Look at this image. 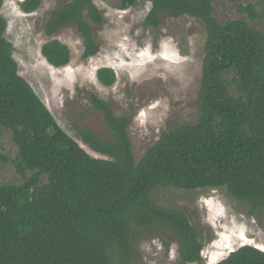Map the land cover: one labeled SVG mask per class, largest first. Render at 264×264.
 <instances>
[{"label": "trees", "instance_id": "obj_1", "mask_svg": "<svg viewBox=\"0 0 264 264\" xmlns=\"http://www.w3.org/2000/svg\"><path fill=\"white\" fill-rule=\"evenodd\" d=\"M140 2L150 4L145 28L158 29L162 15L188 17L203 24L206 38L197 122L162 132L138 161L127 132L131 116H116L94 94L90 103L103 115L110 138L88 130L78 135L102 158L59 127L19 76L0 14V165L10 162L21 179L0 183V264H133L132 228L166 229L174 236L178 264H204L211 238L182 209L156 203L158 189H225L250 215L264 212V33L246 21L263 15L255 5H239L236 12L246 19L220 23L213 0H119L120 9ZM40 5L24 0L20 9L32 14ZM103 22L94 0L55 8L43 26L50 40L41 46L42 58L55 69L69 64V48L52 38L64 27L81 38L82 61L96 56V29ZM96 80L105 88L117 81L106 67L96 71ZM5 132L16 147L13 160L1 146ZM216 264H264V251L243 245Z\"/></svg>", "mask_w": 264, "mask_h": 264}, {"label": "rangeland", "instance_id": "obj_2", "mask_svg": "<svg viewBox=\"0 0 264 264\" xmlns=\"http://www.w3.org/2000/svg\"><path fill=\"white\" fill-rule=\"evenodd\" d=\"M22 1L4 0L0 12L7 21L6 38L13 45L19 76L32 87L59 127L89 155L102 158L81 142L79 130L110 138L103 115L90 103V94L106 101L116 116H131L127 132L137 161L162 132L197 122L206 38L202 23L162 15L158 29L145 28L149 3L122 10L119 0H94L104 16L96 29L99 53L82 61L83 45L76 30L61 28L52 38L69 48L71 60L55 69L40 53L41 46L50 40L43 26L52 10L71 0H40L39 9L32 14L21 11ZM239 5H255L263 16L250 21L236 12ZM263 5V0H213L214 17L220 23L244 18L264 33ZM105 67L112 69L117 79L110 88L96 80V71ZM1 146L13 160L16 147L9 132L3 134ZM0 183H21L10 162L0 165ZM153 199L159 205L182 209L191 224L204 232V238H211L202 252L204 264H216L243 245L264 251V212L250 215L249 207L230 198L225 189H158ZM132 233L136 250L133 264H178L172 233L161 228H132Z\"/></svg>", "mask_w": 264, "mask_h": 264}]
</instances>
